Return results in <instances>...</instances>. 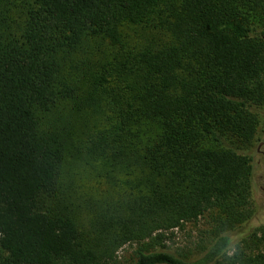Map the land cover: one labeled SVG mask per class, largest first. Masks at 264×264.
I'll use <instances>...</instances> for the list:
<instances>
[{"label":"trees","instance_id":"16d2710c","mask_svg":"<svg viewBox=\"0 0 264 264\" xmlns=\"http://www.w3.org/2000/svg\"><path fill=\"white\" fill-rule=\"evenodd\" d=\"M261 110L264 0H0V264H264Z\"/></svg>","mask_w":264,"mask_h":264},{"label":"rangeland","instance_id":"374dc122","mask_svg":"<svg viewBox=\"0 0 264 264\" xmlns=\"http://www.w3.org/2000/svg\"><path fill=\"white\" fill-rule=\"evenodd\" d=\"M264 115V111H260ZM258 126L256 140L247 149L245 153L252 157L253 180H252V202L256 208L255 215L246 224L231 234L230 238L234 243L258 227H264V157L257 148L260 147L264 153V125ZM207 215L201 217L193 223H186L180 228L168 232L167 239L164 240L165 249L179 255L194 258L198 256L202 247L208 245L210 238V224L207 221ZM259 235V234H258ZM135 244H127L117 252L116 264H129L133 260L132 250Z\"/></svg>","mask_w":264,"mask_h":264},{"label":"flooded vegetation","instance_id":"af4514ba","mask_svg":"<svg viewBox=\"0 0 264 264\" xmlns=\"http://www.w3.org/2000/svg\"><path fill=\"white\" fill-rule=\"evenodd\" d=\"M262 144H263V142H262V143L260 144V146L257 148V151L260 152V153L262 154V156L264 157V153L261 152V150H260V147L262 146Z\"/></svg>","mask_w":264,"mask_h":264}]
</instances>
